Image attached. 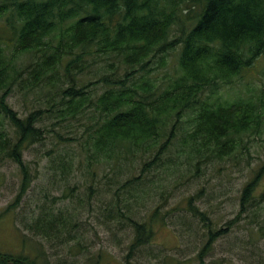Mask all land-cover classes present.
<instances>
[{
	"label": "trees",
	"instance_id": "trees-1",
	"mask_svg": "<svg viewBox=\"0 0 264 264\" xmlns=\"http://www.w3.org/2000/svg\"><path fill=\"white\" fill-rule=\"evenodd\" d=\"M0 23L14 42L9 56L5 47L9 42L0 36V155L15 163L20 173L18 192L5 215L33 187L36 177L24 156L37 145L49 156L51 169L63 175V182L85 162L96 169L114 162L118 169L131 154L153 148L152 161L144 162L140 174L122 185L132 194V188L136 191L146 181L150 166L157 161V167L165 166L162 155L178 150V144L191 160L201 161L209 153L222 160L231 157L239 140L263 123L264 97L259 102L241 99L211 104L203 96L234 85L264 56V0H0ZM175 51H180L179 74L157 95V86L145 74L165 67ZM25 55L29 61L17 67ZM96 59L108 66L118 62V66L113 75L87 81ZM121 71L115 78L114 73ZM97 84L106 86L100 95L91 90ZM42 90L54 91L53 102L41 103L24 117L10 105L16 91ZM191 112L193 125L186 127L184 118L190 119ZM53 117L68 123L58 130L45 125ZM81 119L91 120L82 136L63 133L71 121ZM88 174L94 180L92 166ZM111 180L118 184L119 180ZM262 185L264 164L243 187L240 209L228 227L215 231L206 213L189 200L192 217L208 230L207 242L195 260L203 264L215 239L246 218L260 224L255 235L264 238V220L259 217L264 208ZM158 214L157 207L150 220L124 216L134 237L123 264H133L134 255L151 243L154 223L161 220ZM70 224L62 212L44 209L29 229L63 239L61 229ZM0 264L37 262L26 255L0 252Z\"/></svg>",
	"mask_w": 264,
	"mask_h": 264
},
{
	"label": "rangeland",
	"instance_id": "rangeland-1",
	"mask_svg": "<svg viewBox=\"0 0 264 264\" xmlns=\"http://www.w3.org/2000/svg\"><path fill=\"white\" fill-rule=\"evenodd\" d=\"M3 25L0 23V36L9 42L10 46L5 47L11 56L13 36L2 31ZM174 36L175 31L171 38ZM179 52L170 55L165 67L145 74L157 86V95L168 86L169 79L173 80L179 74ZM96 60L97 63L87 72V81H97L103 74L113 75L118 66V62L115 66H108L106 62ZM28 61L29 55H25L16 65L22 67ZM122 73H114L115 78ZM85 78L82 80L86 82ZM105 89L103 84L91 87L96 95ZM53 94L54 91L46 93L44 90L31 94L16 91L9 102L24 117L41 103H52ZM260 97H264V56L234 85H224L216 93L207 91L203 96L211 104L241 99L259 102ZM189 116L190 119L184 118L186 127L193 125L190 124L193 112ZM58 121L62 123L58 124ZM44 123L49 127L54 125L53 128L58 130L68 122L53 117ZM90 123L88 119L73 120L71 127L63 133L68 137L82 136ZM70 129L73 132H67ZM72 146L77 148L74 143ZM152 151L154 149L150 148L146 153L131 154L129 161L123 162L118 169L114 162L110 163L111 166L103 163L97 169L85 162L74 168L69 181L63 182V175L51 169L49 156L41 145H37L24 156L36 177L33 187L20 205L6 215L4 212L19 189L20 173L15 163L0 155V252L26 255L35 259L37 264H123L134 237L124 216L139 221L150 220L158 207L156 217L162 220L163 216L164 220L155 221L153 240L134 255L132 263L177 264L179 261L180 264H201L195 257L207 242L208 230L192 217L189 200L192 198V206L206 213L214 231L228 227L227 223L240 209L243 187L264 164V119L261 127L239 140L238 150L231 157L222 160L212 153L204 155L201 161L198 158L191 160L178 144V150L172 148L171 152L162 155L165 166L157 167L160 161L152 164L144 177L146 181L138 184L136 191L132 188L130 194L129 188L122 185L129 177L140 174L144 162L152 161L155 156ZM165 157L172 159L168 162ZM91 166L96 172L94 180L88 174ZM111 179L119 180L118 184ZM110 208L113 213H106ZM44 209L62 212L70 221V226L61 229L63 239L48 238L29 229ZM259 217L264 220V208ZM259 225L250 218L237 223L228 233L215 239L203 264H264V238L258 239L255 235Z\"/></svg>",
	"mask_w": 264,
	"mask_h": 264
}]
</instances>
